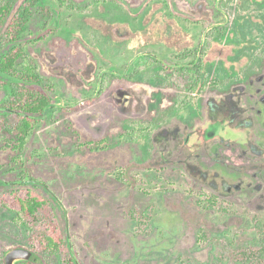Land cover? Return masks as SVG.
Masks as SVG:
<instances>
[{
  "label": "rangeland",
  "instance_id": "1",
  "mask_svg": "<svg viewBox=\"0 0 264 264\" xmlns=\"http://www.w3.org/2000/svg\"><path fill=\"white\" fill-rule=\"evenodd\" d=\"M63 1L56 13L34 8L21 40L22 60L49 82L61 111L36 124L20 152L11 148L14 137L0 134V163H5L0 181L32 178L46 186L10 185L38 191L56 208L67 245L61 252H44L36 235L46 219L22 222L0 205V264L13 247L32 251L31 259L19 264H64L69 254L78 264H264V170L253 166L262 144L253 149L241 143L244 132L228 131L254 119L264 125V0ZM121 8L130 11L135 25L145 13L144 31L111 25L124 16ZM48 19L57 21L55 31ZM45 21L48 27L41 29ZM217 21L232 39L223 45L205 42L214 67L207 76L202 125L217 123L215 135L223 131L224 143L196 147L187 143V128L179 122L186 113L178 108L187 77L173 78L178 86L173 88L152 58L189 60L201 26ZM136 54L140 72L130 76L160 83L159 112L147 107L156 91L148 86L109 74L100 92L96 86L97 67L121 69ZM232 74L240 84L223 95L211 90ZM127 134L148 136L147 160L138 145L142 139L131 143L123 140ZM9 189L1 186L0 192ZM205 195L215 198L208 210L196 204Z\"/></svg>",
  "mask_w": 264,
  "mask_h": 264
},
{
  "label": "trees",
  "instance_id": "2",
  "mask_svg": "<svg viewBox=\"0 0 264 264\" xmlns=\"http://www.w3.org/2000/svg\"><path fill=\"white\" fill-rule=\"evenodd\" d=\"M63 4H65L63 0H0V92L3 93L0 102V134L14 137L16 145L11 148L14 147L18 152L22 150L27 137L36 124L43 120L46 112L47 118L51 119L57 111H61L60 105L53 101L52 92L49 93L51 91L49 82L45 84L41 73L36 72L34 67L22 60L21 40L25 32L27 8H48L56 13ZM48 23L50 30H53V27L54 31L58 28L56 20L48 19ZM231 34V31L224 30V42L232 39ZM214 39L217 41L219 37L215 36ZM85 49L90 53L88 48ZM232 73H235L234 69ZM87 83L89 82L83 85L86 88ZM45 89L48 92H45ZM8 145L9 142L5 141L6 149L10 148ZM1 155L3 157L4 153ZM3 161L0 168L5 166ZM0 183V188L1 186L10 188L6 192H0V205L13 212L22 222L45 218V225L36 235V245L47 253L61 252L67 243L57 221L59 212L56 208L49 207V201L38 191L21 192L2 181ZM51 199L57 203L55 197L51 196ZM260 235L261 249L264 253V233L261 229ZM67 260L64 264H74L71 254Z\"/></svg>",
  "mask_w": 264,
  "mask_h": 264
},
{
  "label": "flooded vegetation",
  "instance_id": "3",
  "mask_svg": "<svg viewBox=\"0 0 264 264\" xmlns=\"http://www.w3.org/2000/svg\"><path fill=\"white\" fill-rule=\"evenodd\" d=\"M103 1H105V0H103ZM96 2H97V0H95V3ZM110 2H112V0ZM35 9L32 7L27 8L25 30L27 29V25H28L29 21L32 19L33 12L35 11ZM121 9H122L124 16L119 15L115 20H113V22L109 21V23L111 25L113 23H121L123 25L126 24L127 27H129V29L131 30L130 32L139 33L141 31H144L142 19H143V16L145 13L143 14V16H141V19H140L142 24L137 23V25H135L127 17L128 14L130 15V11L128 9L126 11L124 8H121ZM93 18L96 19L95 17H93ZM46 27H47V21H45L41 24V29H44ZM171 27H173V26H170V28ZM201 27H202V31L199 34V36H200L199 44L197 45V47L195 46L194 50L191 51L190 54H188L189 60L175 61L174 59L169 60V59H163L161 57L158 58V57H154V56L152 58V59H154V61L158 62L159 65H161V66L158 65L157 67L163 69V71L165 73L164 80H166V79H169L170 81L172 80L171 83L173 85V88H175L177 86V84L173 82L174 81L173 78H176L178 76H185V77H187V80L189 79L188 81L186 80V82H184V84H183V92H185V94L183 95L181 105L178 108V110L179 109L184 110L186 113H185L184 117L179 118V122L182 125H184V127L187 128L186 134H188V135H187V137L185 136L187 143L191 142V140H192L191 144L195 145L196 147H201L204 143L206 144L209 141H213V140H218L219 142L224 143L223 131H221L219 133V135H215L216 129H214L213 131L212 130L207 131V132L204 131L206 126L209 124V121L205 122V124L202 125V120H203V117L205 116L204 113H205V109H206V102L203 103L204 99L206 97L205 94H207V92L210 90V86L207 82V80H208L207 76L210 73V68L212 70V68L214 67V63L211 62L212 64H210V62L208 60L207 47H209V45H208V43L206 45L205 42L207 40L211 44L212 41L214 40V36L216 35L219 37V39L217 41H213V42H216L217 44L223 45L224 44L223 35H224L225 27H224L223 23L218 22V21L215 23H211L210 25L204 24ZM168 28H169V26H168ZM28 34H29V36H31L30 33H28ZM32 37L33 36L29 37L30 40H27V41L32 43L33 40H35V38H32ZM90 54L93 56L91 51H90ZM138 56L139 55L136 54L134 57L132 56L131 58H129L127 60L126 66L124 68H121V69H117L116 68L117 66L113 69L112 66H110L108 70L107 69L100 70L97 67L96 69L99 70V73L97 72L95 75L96 86H97V88H99V92H100V90H101L100 88L102 87V83H103L104 79L106 78V74L113 76L114 79L117 81L119 80V81H121V82L123 81L125 83L133 81L132 82L133 84H139V85H142L145 87L148 86L151 89H155L156 91H154L152 93V96L154 97V99H153L152 103L147 105V107L150 108V110L159 112V111H161V103L163 100L162 92H161L162 89L160 88L162 86L160 85V83L158 84L157 80H155V79L152 80L151 82H145L143 79L141 80V77H139L137 79L131 78L132 75H137L140 72L139 57ZM23 57H24V55H23ZM95 61L98 62L96 57H95ZM216 65L220 70V73H218L219 74L218 79L220 78V80H223L224 75H225V73H223V67H224L223 59H219V61H217ZM232 75L234 78L232 76H229L226 84H222V86L216 88V90H214V89H211V90L216 91L218 94H221V95H223L226 92H229V90H231V88H232L231 85L234 86V85L240 84V79L235 77L234 74H232ZM229 84H231V85H229ZM156 85H159L160 87L156 88ZM0 102H1V97H0ZM172 104L174 106L175 102L172 101ZM170 112L173 116H176L177 109L173 108L172 110H170ZM28 116L35 117L33 115H28ZM47 117H48V114L46 112L43 115L42 119H45ZM211 122H213V121H211ZM197 123H200L202 126L201 125L198 126ZM261 124H262V126H261ZM137 128H140L142 130V128H144V127H142V125L141 126L138 125ZM228 131H230L232 133H243L244 132L245 133V137H244L245 140L242 141L241 143H243V145L249 144L253 149L257 148L258 145L262 144L263 152L260 151L256 154L255 158L257 160L253 166H255L256 172H258L260 170L263 171L264 170V138H263L264 134H262V132L264 131L263 121L257 119V121L255 122V119H254V120L246 122L245 124L235 125L232 128H229ZM119 138H121L120 135H119ZM140 139H142V140H141V142L138 143V145L141 149V157H143L142 159L147 160V158L149 156L147 154V151H146V144H147L148 136H146V135L130 136L127 134L123 140L132 143L134 140H140ZM18 178H16L17 180L15 179L14 182L6 181V180L5 181L2 180V182H4L6 185H12L13 184V185H17V186H22V185H24V183H29V185H31V186L42 185V187H46L42 183H37L36 181L34 182L32 180V178H29L27 180H23L20 178L18 179ZM213 202H215V198L210 197V196L208 197L205 195L202 197V199L196 201V204L200 209L208 210V209H210V207H212ZM73 259H74V264H78L74 257H73Z\"/></svg>",
  "mask_w": 264,
  "mask_h": 264
},
{
  "label": "water",
  "instance_id": "4",
  "mask_svg": "<svg viewBox=\"0 0 264 264\" xmlns=\"http://www.w3.org/2000/svg\"><path fill=\"white\" fill-rule=\"evenodd\" d=\"M217 127H218L217 123L210 124L206 128V132L211 130L213 131L214 129H217ZM31 257H32V251L28 248H22V247L10 248L5 251L3 256L5 264H19L20 262L29 261Z\"/></svg>",
  "mask_w": 264,
  "mask_h": 264
}]
</instances>
